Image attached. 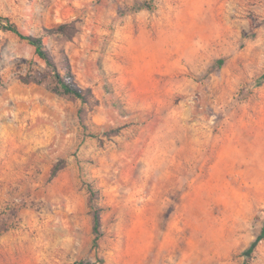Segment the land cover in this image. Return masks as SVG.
Wrapping results in <instances>:
<instances>
[{
  "label": "rangeland",
  "instance_id": "374dc122",
  "mask_svg": "<svg viewBox=\"0 0 264 264\" xmlns=\"http://www.w3.org/2000/svg\"><path fill=\"white\" fill-rule=\"evenodd\" d=\"M0 15L59 68L64 49L95 95L53 92L0 27V264H264V0H0Z\"/></svg>",
  "mask_w": 264,
  "mask_h": 264
},
{
  "label": "trees",
  "instance_id": "16d2710c",
  "mask_svg": "<svg viewBox=\"0 0 264 264\" xmlns=\"http://www.w3.org/2000/svg\"><path fill=\"white\" fill-rule=\"evenodd\" d=\"M0 27L4 30L11 31L19 36L22 40L27 41L29 44L35 47L36 54L43 59L47 65L53 70V79L51 90L58 94L70 95L75 98L80 99L83 103L92 102L95 99V95L91 89L81 87L75 79V76L72 72L70 59L64 49L61 50L62 54V68H59L56 62V56L52 53L51 49L45 45L42 37L34 36L31 34H26L20 30V28L13 22H11L8 17H4L0 15ZM67 26L65 24L59 26L54 31L60 34H66L65 28ZM51 34V31H48ZM46 80V77H40L39 79H35L36 82L42 83ZM79 117L82 125L87 128L86 124V115L84 111L81 109L79 112ZM58 168H55L57 170ZM88 189L91 193V201L95 198L99 197V192L93 184H88ZM94 208V225L93 230L96 235L94 245L97 246V239L101 235V225H102V217H101V208L93 204ZM264 213V210L262 211ZM264 239V224L262 226L260 234L253 241L250 250L253 249L259 241ZM82 264H94L91 262H83Z\"/></svg>",
  "mask_w": 264,
  "mask_h": 264
}]
</instances>
